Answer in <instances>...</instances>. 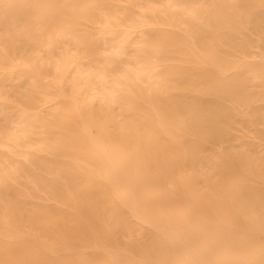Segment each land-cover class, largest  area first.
<instances>
[{
    "label": "bare ground",
    "instance_id": "bare-ground-1",
    "mask_svg": "<svg viewBox=\"0 0 264 264\" xmlns=\"http://www.w3.org/2000/svg\"><path fill=\"white\" fill-rule=\"evenodd\" d=\"M59 1L63 5L70 4L69 12L66 13L70 15L68 19L62 18V13L56 6L57 1L44 9L42 0H34L35 10L43 11L44 21H50L51 29L43 38L44 45L50 44L53 36L75 39V42L83 44V40L74 34L72 26L77 22V12L88 16L87 1ZM167 1L169 9H194V4L188 3L192 0ZM9 3L10 0H0V25L6 27L0 33V50L6 55L9 44L15 41L25 44L28 42L27 37L20 36L28 30L26 24L5 20L7 17L11 18L8 14ZM235 5L238 10H244L248 8L249 2L236 0ZM140 22L147 38L144 50L152 51L157 56L161 54L163 59L170 57L172 52L181 50L182 42L195 35L188 33L182 36L157 23L147 25L142 19ZM9 25H13L14 37L9 36ZM102 31L106 34L112 30L103 28ZM132 33L134 34L133 31ZM126 39L127 36L121 37L118 47ZM122 52L123 50L116 49L114 55L119 56ZM6 57L10 59L16 72L31 79L36 93L41 94L45 101L48 95L52 97L48 100V108L60 106L63 111L58 122L51 123L46 106L42 108L43 105H40L41 108L34 109L37 106L32 98L23 95L27 97V101L26 107L19 109L22 113L21 122L24 124L23 128L18 129L19 137L25 138L28 132L47 137H38V143L31 142L35 146L27 150L14 149L18 162H15L16 166H0V217L8 225L28 221L31 223L30 228L38 231L36 236L42 234L44 241L41 237L39 239L43 242L37 237L38 240L23 234L13 236L2 232L0 264H264V157L227 158L225 155L219 161L220 173L211 177L202 172L205 188L196 186L195 172L187 170L193 155L187 153L183 146L191 141L198 147L203 139L215 135L216 120L211 114H206L200 105L201 93H198L195 84L179 82L177 69L161 71L160 79L154 80L149 73L133 67L129 79L124 81L110 77L104 69L97 72L93 70L94 73L83 70L78 74L74 72L76 75H73L72 89H68L60 81L65 62L57 63L55 60V63H49L48 70L51 73L47 74L42 69L45 62L41 59H38L40 63H36V58ZM194 61L201 64L206 73L214 75L219 84L232 88L241 83L239 75L245 68L264 73V60L252 64L242 62L220 66L212 56L198 53ZM36 64H40L41 68ZM91 77L97 79V85L92 87L89 86ZM140 79L145 83L143 87L136 88V81ZM110 82H117L119 85L112 87ZM180 86L189 91L190 101H179L184 92H171L173 88L179 89ZM207 91L213 90L207 88L201 92ZM186 103L188 104L185 105ZM0 105L5 107L9 102L1 99ZM113 106H117V112H112ZM67 117L74 122L71 121L72 124L68 125L64 121ZM54 126L59 127L57 133L72 140V151L63 150L62 155L65 156L56 160L44 159L40 152L49 151L53 147V141L60 142L59 138L52 141L50 136ZM112 126L117 130L116 135L106 130ZM188 127L192 130L190 135L179 134L178 130H186ZM199 128L203 129L199 131ZM160 138L167 140L169 144L164 147ZM164 149L173 153V163H168L166 157L164 164L161 163ZM38 159H41L40 166L43 169L54 167L50 182L44 179L46 175L42 177L36 172ZM172 165L177 166L179 171L173 175L171 187H166L163 184L164 168L169 169ZM24 171L29 177L36 176L45 191H53L55 199L70 205L77 215L67 218L54 205H42L38 211L25 206L20 199L21 193L13 195L10 192L13 182ZM74 172L81 173V179L75 178ZM68 193L72 194L71 199L66 198ZM29 201L25 202L30 203ZM160 201L162 207H158ZM246 209H251L254 213L247 216L244 214ZM56 223H62L64 227L61 239L50 231L51 224ZM137 227L139 232L134 237L132 231ZM25 230L27 233L28 230ZM77 231L91 239L90 248L81 249L69 245L77 238ZM130 255L135 258L130 259Z\"/></svg>",
    "mask_w": 264,
    "mask_h": 264
},
{
    "label": "rangeland",
    "instance_id": "rangeland-1",
    "mask_svg": "<svg viewBox=\"0 0 264 264\" xmlns=\"http://www.w3.org/2000/svg\"><path fill=\"white\" fill-rule=\"evenodd\" d=\"M55 1H57L56 6L58 11L62 13V18L68 19L70 15L66 13L69 12L70 4L63 5L59 0H42V7L46 9ZM66 1L77 2L78 0ZM85 1H87L88 16L85 13L77 12V14H75L77 22L72 26L74 34L83 40V44L75 42V39L53 36V40L50 44L46 43L44 45L43 38L46 37L51 26L49 20L44 21L43 11L40 9L35 10L34 0H10L8 14L11 18L7 17L5 20L7 22L26 24L28 30L22 32L20 36L27 37L28 42L25 44L20 43V41H15L9 44L7 49L9 55H6L5 52L0 50V69L2 70L0 72V100L6 99L9 102L8 106L3 107L0 105V108H2L0 109V142L2 143H0V166H4L5 168L16 166L18 162L15 157L16 151H13L14 149L27 150L35 146L31 145V142L38 143V137H47L44 134L34 132H28L27 136L24 135L25 138L23 136L19 137L18 129L24 127V124L21 122L22 113L19 112V109L26 107L27 97H31L32 102L37 106L34 107V109L41 108L42 106L40 105H43L42 108L46 106L45 109L50 112L48 119L51 123L58 122L61 117V112L63 111V108L60 106L48 108L47 105L50 102L48 100L52 97H50V95L47 96L48 98L45 97L47 99L46 102L41 94L36 93L31 79L24 74L16 72L12 67L10 59L6 56H11L15 59H20L22 56L31 59L36 58V63H40L38 59H41L45 62L42 69H45L47 74L51 73L48 70L49 63H55L56 61L57 63L65 62V69L61 74L60 81L64 87L68 89H72V81L74 80L73 75L78 74L79 71L84 72L83 70H89L90 72L95 70L94 72H97L99 69H104L110 77L116 78L117 81H124L129 79L133 67L149 73L154 80L160 79L159 73L161 71L171 68L177 69L179 82L182 84H195L198 93H201L199 99L200 105H202L206 114H211V117L216 120L217 133L215 135L203 139L200 145L197 144L198 147L191 141H187L183 146L185 151L187 150V153L193 155L191 163L187 165V170L189 171L190 169V172H195L196 186L200 189L205 188L201 173L204 172L208 176L216 177L221 171L219 168V161L225 157V155L227 158L264 157V126H262L264 125V79H262L264 73H260L255 69L245 68L239 75L242 80L241 83L232 88L228 85L219 84L215 80L214 75L206 73V71L202 69L201 64L194 61L198 53L212 56L220 66H232L242 62L252 64L264 60V56L261 55L264 54V0H248L249 6L244 10H238V7L235 5L236 0H208V2L207 0L188 1L191 5L194 4L193 10L187 7L179 10L173 8L169 9L167 0ZM126 6L129 9H127ZM239 11H241L240 14ZM20 16L21 19L19 18ZM138 18L144 20L147 25H154V23H157L166 29L169 28V31L178 32V34L182 36L188 33L195 35H193L192 39L182 42L181 50L174 51L170 54V57L163 59V57L160 56L161 54L157 56V54L152 51L144 50L147 46V38L144 32V26L140 24L141 22ZM33 22H35V24ZM104 23L108 26L106 27L103 25ZM38 27H40V30H38ZM46 27H49V29ZM222 27H224L226 31ZM5 28L6 27L3 25H0V33L4 32ZM103 28L112 31L105 34L102 31ZM7 29L9 31V36L14 37L13 25H9ZM122 35L125 37L127 36V39L120 43L121 48L118 47V42L121 37H124ZM59 42L61 43L58 44ZM18 44L20 45L16 46ZM64 45L66 46L64 47ZM69 47L72 48L69 49ZM73 48L74 50H72ZM116 49H121L123 52L119 54V56L114 55ZM71 51L74 52L72 53ZM46 58H48V60ZM124 58L126 59L122 60ZM156 59L160 60L154 65ZM75 65L78 66L75 67ZM37 66L40 67V64ZM6 71L7 73H5ZM72 71L76 74H73ZM68 80L70 82H68ZM144 83L142 79L137 80L136 88L143 87ZM109 84L112 85V87H118L119 85L117 82H115V84L110 82ZM95 85H97V79L91 77L89 86L92 87ZM207 88H211L213 91L201 92ZM171 92H184V96L182 94V96L179 97V101H190L191 94L189 95V91L182 89L181 86L179 89L173 88ZM23 95H27V97L25 98ZM94 102H96V100ZM187 104L188 103L185 105ZM112 112H117V106H113ZM194 119H196V116ZM64 121L67 122L68 125L72 124L71 121L74 122V120L69 117L65 118ZM58 128L59 127L54 126V130L50 133V136L52 141L59 138L60 142L53 141V147H50L49 151L40 152V156L44 159L56 160L65 156L62 155L63 150L72 151V140L68 138V136L57 133L56 130H58ZM201 129L203 128H199V131ZM106 130L112 135L117 134V130L113 126ZM178 132L180 135L185 136L190 135L192 130L191 127H188L186 130L181 129L178 130ZM9 133L10 136L8 135ZM160 140L164 147L169 144L168 141L163 138H160ZM243 145L244 147H242ZM242 149L243 151H241ZM162 152L161 163L165 157L168 163H173V153L167 149L162 150ZM71 154L72 152L70 155ZM72 155H75L74 151ZM142 161L144 162L143 159ZM41 162V159H38L37 163L39 166H37L36 172L38 171L37 173L42 177L46 175L44 179L50 182L54 167L50 166L48 169H43L40 166ZM162 164H164V162ZM178 171V167L173 165L170 166L169 169H166V167L164 168L165 175L163 184L166 187H171L173 175H176ZM73 175L78 179L82 177L79 172H74ZM19 177L13 182V188L10 192L13 195L16 193L19 195V193H21L20 199L24 201V203H22L25 206H31L33 210L38 211L42 205H54L55 208L65 214L67 218L77 215L70 205L56 200L53 191H45L36 176L29 177L24 171ZM226 177L229 179L228 175H226ZM23 184H25V186ZM88 187L90 188V186ZM66 198L71 199L72 194H66ZM25 201H29L31 204ZM158 204L160 205L158 207H162L161 201ZM252 213L254 212L251 209H246L244 211V214L247 216H250ZM4 224L5 226L8 225L3 218L0 217V226H2L0 227V235L2 232H7V234L9 233L13 236L23 234L24 236L26 235V237H34L35 239H39V237L42 239L44 238L42 234L36 236L39 234L38 231H33V229L30 228L31 225H29L31 223L28 221H25V223L18 222L16 225H8L6 227ZM63 228L62 223L51 224L50 231L56 238L61 239L63 237ZM25 229L28 230L27 233L24 232L26 231ZM134 230L132 234L135 237V234L139 232V228H134ZM190 238L194 239L191 235ZM71 242L73 243H68L70 246L74 247L75 245V248L79 247L81 249H85V247L90 248L91 245V239L79 233L77 238ZM126 255L128 256L129 254ZM129 257L130 259L135 258L134 256L131 258V255Z\"/></svg>",
    "mask_w": 264,
    "mask_h": 264
}]
</instances>
